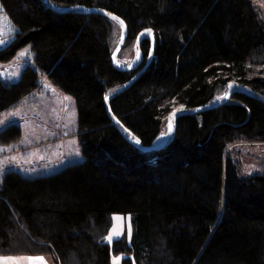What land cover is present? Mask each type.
<instances>
[{"label": "trees", "instance_id": "trees-1", "mask_svg": "<svg viewBox=\"0 0 264 264\" xmlns=\"http://www.w3.org/2000/svg\"><path fill=\"white\" fill-rule=\"evenodd\" d=\"M16 30L0 63L30 45L17 80L0 77V113L42 88L45 73L73 94L84 158L29 174L0 175V254H44L55 264H264L263 170L243 176L239 142L264 141V101L235 89L218 105L178 115L172 139L151 145L175 107L212 103L230 83L264 96V18L254 0H0ZM140 39L134 68L114 63ZM70 8V9H69ZM127 87L106 97L145 66ZM21 126L0 127L11 144ZM114 213L131 215V240L105 236Z\"/></svg>", "mask_w": 264, "mask_h": 264}, {"label": "rangeland", "instance_id": "rangeland-1", "mask_svg": "<svg viewBox=\"0 0 264 264\" xmlns=\"http://www.w3.org/2000/svg\"><path fill=\"white\" fill-rule=\"evenodd\" d=\"M254 1L264 18V0ZM111 17L119 25L118 42H120L124 34V25L119 18ZM15 30V26L0 4V41H3L0 47L14 37ZM146 34L151 35V31L147 30L144 35ZM124 55L123 58H119L118 54L115 56L114 60L118 66L135 64L140 58L137 44L135 43V47ZM32 56L30 45L22 47L13 59L0 63V77L11 81L17 80L22 68L31 61ZM39 79L43 83L40 90L26 95L18 106L0 113V127L11 121H16L21 126L19 138L11 144L0 143V175L9 167L18 168L32 175L49 172L63 167L68 161L84 158L82 145L76 134L78 117L73 94L56 84L45 73L40 72ZM236 86V83H230L227 92L217 96L215 101L223 99L229 89ZM175 109H181V106ZM171 112L167 116L163 132L156 138L157 143L166 139L163 134L170 128ZM232 146L239 149L234 158L241 162V175L246 176L263 170L264 141L239 142ZM111 218L105 239L111 243L115 238L126 237L130 241L133 233L131 215L114 213ZM109 237L111 240L108 239ZM125 255V253H112L111 264H122ZM28 257H43L44 261L28 260ZM44 262L55 264L50 256L44 254H0V264H44Z\"/></svg>", "mask_w": 264, "mask_h": 264}, {"label": "water", "instance_id": "water-1", "mask_svg": "<svg viewBox=\"0 0 264 264\" xmlns=\"http://www.w3.org/2000/svg\"><path fill=\"white\" fill-rule=\"evenodd\" d=\"M47 1H48V0H47ZM80 7H81V8H85V9H87V10L100 11V12H103V13L109 14V15H111V16H113V17H117V18H119V19L123 22V25H124V34L122 35V37H121V39H120V42H119V44H118L117 49H116V50L114 51V53H113V59H114L115 56L118 54L120 48L122 47L123 43H124L125 40H126L127 30H128V29H127V26H126L125 21H124L122 18H120L119 16H117V15H115V14H113V13L107 11V10H104V9L90 8V7H85V6H83V5H80V6H79V5H75V6H72V7H70V8H73V9H74V8H80ZM70 8H69V9H70ZM147 30H148V29H143V30L139 33L138 38H137V42H136V44H137V49H138V51H139V55H140L139 60L136 61L135 64H133V65H131V66H126V67H124V68H134V67H136V66L139 64L140 60L142 59V52H141V49H140V39L144 36V33H145ZM150 31H151L152 49H153V48H154V44H155V39H154L153 31H152V30H150ZM114 63H115V60H114ZM116 65H117V64H116ZM117 66H118V65H117ZM145 67H146V65L143 66L141 69H139V71H137L132 77H130V79L127 80L124 84H122L120 87H118L116 91H114L113 93H111L109 96L106 97V102H107V106H108V110H109V111H110V108H109V100H110L111 96H112L113 94H115L116 92H118V91L124 89V88L127 87L131 82H133V81H134V80H135V79H136V78L142 73V71L145 69ZM236 85H237L236 87H233V88L229 89L227 95H226L223 99H221V100L214 101V102H212V103H209V104H206V105L200 106V107H198V108H196V109H191V110L178 109V110L176 111V116L174 117V120H173V129H172V132H171V134L169 135V137H167L164 141H162V142H158V143L156 142V139H155V141H154L151 145H148V146L143 145L142 142H141V140H140L136 135H134V134L129 130V128H127V127H126L121 121H119L116 117H113V118H114V120L117 122L118 127L123 131V133H124L129 139H131V138H130V137L124 132V130L130 132L131 134H133V135L136 137V139L139 141V143H136L137 140L134 141V142H135L140 148H142V149H144V150L158 149V148H160L161 146H163L164 144H166L167 142H169V141L172 139V137L174 136L175 131H176V123H177V117H178V115L183 114V113H187V112H196V111H199V110L204 109V108H208V107H212V106L218 105L219 103L224 102L225 100L229 99V98L231 97V95H232V93H233V91H234L235 89H240V90H244V91H246V92H249V93L255 95L256 97H258L259 99H261V100L264 101V96H263L262 94L256 92L255 90L251 89L250 87H248V86H246V85H241V84H238V83H236ZM123 129H124V130H123ZM131 140H132V139H131Z\"/></svg>", "mask_w": 264, "mask_h": 264}, {"label": "bare ground", "instance_id": "bare-ground-1", "mask_svg": "<svg viewBox=\"0 0 264 264\" xmlns=\"http://www.w3.org/2000/svg\"><path fill=\"white\" fill-rule=\"evenodd\" d=\"M178 109H175V110H173L172 112H171V115H170V125H171V128H169V130L166 132V133H164L163 135L167 138L170 134H171V132H172V129H173V120H174V117L176 116V111H177ZM124 130V129H123ZM124 132L132 139V140H134V141H136L137 139H136V137L133 135V134H131L130 132H128V131H125L124 130Z\"/></svg>", "mask_w": 264, "mask_h": 264}, {"label": "snow or ice", "instance_id": "snow-or-ice-1", "mask_svg": "<svg viewBox=\"0 0 264 264\" xmlns=\"http://www.w3.org/2000/svg\"><path fill=\"white\" fill-rule=\"evenodd\" d=\"M123 22L121 21V24ZM0 43H3V41H0ZM169 127L171 128V125H169ZM136 143H139V141L137 140ZM109 240H111V237L108 238ZM28 260H39V261H44V258L43 257H28L27 258ZM44 264H46V262H44Z\"/></svg>", "mask_w": 264, "mask_h": 264}]
</instances>
